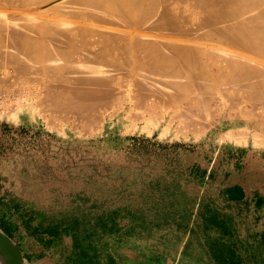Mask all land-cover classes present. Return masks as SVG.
Instances as JSON below:
<instances>
[{"label":"bare ground","instance_id":"1","mask_svg":"<svg viewBox=\"0 0 264 264\" xmlns=\"http://www.w3.org/2000/svg\"><path fill=\"white\" fill-rule=\"evenodd\" d=\"M0 5L14 9H6L10 17L0 16V63L17 70L23 78L19 81L22 91L35 94L41 84L47 86L46 99H40L45 107L39 113L44 108L53 113L57 107L60 114L83 112L88 114L81 117L98 120V106L107 98V88L97 83L106 81L111 87L122 81L140 83L148 102L139 95L137 99L143 101L135 100L134 95L131 99L142 107L144 101L151 106L160 90L169 96L161 91L160 95L172 96L167 100L169 107L171 99H185L186 108H181L179 117L186 115L183 119L190 124L199 120L197 113L208 115L207 99L218 89L229 90L232 97L245 92L256 102L252 111L264 113V0H0ZM222 92H217L219 97ZM243 97L246 99L244 93ZM157 102L153 105L160 107ZM175 104L173 107H179ZM141 105L134 108L142 110ZM155 106L145 111L154 113ZM60 114L54 115L56 119H62ZM140 118L139 113L134 121ZM249 139L248 132L236 129L225 133L221 141L245 145ZM252 140L255 145L264 142V132L256 131Z\"/></svg>","mask_w":264,"mask_h":264},{"label":"rangeland","instance_id":"2","mask_svg":"<svg viewBox=\"0 0 264 264\" xmlns=\"http://www.w3.org/2000/svg\"><path fill=\"white\" fill-rule=\"evenodd\" d=\"M5 6L0 5V13L1 9L5 13L8 12L6 9L14 10L10 5ZM4 11L0 16L10 17ZM6 66L0 63V77H4L0 79V226L10 234L27 264H125L122 257L132 248L140 251L148 246L161 256L178 252L187 231L148 229L142 224L140 213H100L103 207L95 204V197L117 195L126 188L140 184L141 137L144 134L162 133L180 140H198L213 129L225 133L239 129L248 132V141L252 146L264 150V142L255 145L252 140L256 131L264 132V113L252 111L256 102L252 103L243 91L232 97L229 90L224 93L220 89L214 90V96L209 97L210 101L207 99L211 112L208 111L206 117L204 113H197L196 118L202 121L190 124L187 120L189 124L184 129L182 125L187 121L183 117L186 115L184 113L181 120L179 116L183 111L181 108H186L183 106L187 104L185 99L174 102L171 99L169 107L170 101L167 103V100L172 96L167 97L169 95L164 92L167 95L164 97L160 90L163 95H160V91V94L154 95L156 99L163 98L160 102L154 99L161 103L160 107L155 104L157 108L153 105L155 102L151 106L144 104L145 90L138 82L131 84L130 81H122L115 86L112 84V87L107 81L104 85L100 82L97 85L105 90L107 88L105 97L108 99L103 98L104 103L97 107L98 120L90 116L87 120L85 116L88 113L82 112V115L85 114L82 119L81 114L73 116L72 112L66 111L60 114L57 107L58 110L55 108L53 113L52 109L47 108L52 115L45 108L40 111L43 113H39L40 108L45 107L40 104L44 100L40 99H46L43 93H46L47 86L41 84L42 90L38 88L39 93L35 94L30 93L29 89L23 92L19 85L22 77L18 76L15 68ZM19 88L22 97L19 96ZM219 91L229 96L223 98L222 94L219 97ZM143 94L144 98L141 97ZM133 95L135 100L138 95L145 100L144 106H155L152 109L157 115L152 110L148 113L150 108L145 106L144 109L139 102L141 99H137L138 103L131 99ZM20 98L24 99L21 101ZM134 101L137 103L134 106L140 108L141 105L142 110L134 108ZM162 101L166 104L162 105ZM175 102L179 107H173ZM3 105L9 106L4 108ZM165 106L168 108L164 109ZM55 111L59 112L54 114ZM130 112L138 116L140 113L142 118L134 121L138 116H130ZM59 114L61 120L56 119ZM172 114L177 117L174 118ZM49 117L54 119L50 120ZM257 123L262 126L255 128ZM134 165L137 167L135 170ZM3 193L5 197L1 196ZM204 234L205 231H195L191 236L200 239Z\"/></svg>","mask_w":264,"mask_h":264},{"label":"crops","instance_id":"3","mask_svg":"<svg viewBox=\"0 0 264 264\" xmlns=\"http://www.w3.org/2000/svg\"><path fill=\"white\" fill-rule=\"evenodd\" d=\"M224 134H144L140 186L94 198L100 213H140L145 228L187 231L178 252L132 248L125 264H264V150Z\"/></svg>","mask_w":264,"mask_h":264},{"label":"water","instance_id":"4","mask_svg":"<svg viewBox=\"0 0 264 264\" xmlns=\"http://www.w3.org/2000/svg\"><path fill=\"white\" fill-rule=\"evenodd\" d=\"M0 259L3 264H24L26 262L14 241L0 228Z\"/></svg>","mask_w":264,"mask_h":264},{"label":"trees","instance_id":"5","mask_svg":"<svg viewBox=\"0 0 264 264\" xmlns=\"http://www.w3.org/2000/svg\"><path fill=\"white\" fill-rule=\"evenodd\" d=\"M0 227H1V229L4 230L5 233H7V235H9V237H11L10 234L2 226H0Z\"/></svg>","mask_w":264,"mask_h":264}]
</instances>
